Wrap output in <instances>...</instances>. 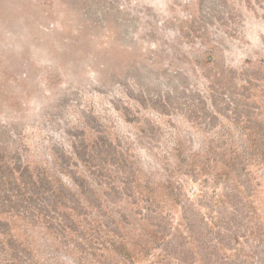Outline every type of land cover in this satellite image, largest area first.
I'll return each mask as SVG.
<instances>
[{"label":"rangeland","instance_id":"rangeland-1","mask_svg":"<svg viewBox=\"0 0 264 264\" xmlns=\"http://www.w3.org/2000/svg\"><path fill=\"white\" fill-rule=\"evenodd\" d=\"M0 264H264V0H0Z\"/></svg>","mask_w":264,"mask_h":264}]
</instances>
